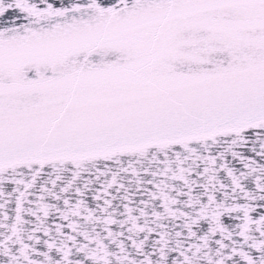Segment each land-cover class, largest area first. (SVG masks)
Returning <instances> with one entry per match:
<instances>
[{"label":"snow or ice","instance_id":"snow-or-ice-1","mask_svg":"<svg viewBox=\"0 0 264 264\" xmlns=\"http://www.w3.org/2000/svg\"><path fill=\"white\" fill-rule=\"evenodd\" d=\"M0 264H264V0H0Z\"/></svg>","mask_w":264,"mask_h":264}]
</instances>
